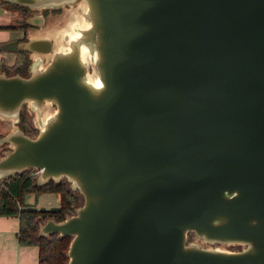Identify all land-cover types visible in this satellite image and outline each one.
Segmentation results:
<instances>
[{
	"label": "water",
	"instance_id": "obj_1",
	"mask_svg": "<svg viewBox=\"0 0 264 264\" xmlns=\"http://www.w3.org/2000/svg\"><path fill=\"white\" fill-rule=\"evenodd\" d=\"M83 1L62 42L0 44L33 58L29 74L0 70V115L17 120L0 179L34 167L83 194L40 223L71 235L67 264H264V0ZM26 101L54 106L35 135Z\"/></svg>",
	"mask_w": 264,
	"mask_h": 264
},
{
	"label": "trees",
	"instance_id": "obj_2",
	"mask_svg": "<svg viewBox=\"0 0 264 264\" xmlns=\"http://www.w3.org/2000/svg\"><path fill=\"white\" fill-rule=\"evenodd\" d=\"M1 3L6 6L17 5L6 0L0 1ZM28 24L30 23L8 25L23 26L26 30ZM30 64L29 50L18 48L15 62L7 64L2 61L0 70H6L7 73L29 74ZM24 112L20 113L19 124L26 132L35 135L38 129ZM36 170L34 167H28L0 179V214H14L19 217L18 238L20 242L36 243L39 246V264H67L69 258L67 249L71 235H62L57 231L43 234L39 231L40 223L49 216L62 219L74 212L75 207L83 201V194L78 188H74L66 177L60 180L50 178L40 182ZM44 191H55L60 194L59 209L43 210L39 208L40 206L26 201L27 193L40 194Z\"/></svg>",
	"mask_w": 264,
	"mask_h": 264
},
{
	"label": "crops",
	"instance_id": "obj_3",
	"mask_svg": "<svg viewBox=\"0 0 264 264\" xmlns=\"http://www.w3.org/2000/svg\"><path fill=\"white\" fill-rule=\"evenodd\" d=\"M4 11L0 15V44L18 37L23 30L21 26L8 25L17 24V14L6 7ZM43 35H46L44 29L41 30L37 26L29 27L28 36ZM16 58L17 50H11L4 46L0 47V64L2 61L13 64ZM27 196L32 197L33 200L36 199L34 204L38 206L41 204H59L60 202V194L55 191H44L40 194L29 192ZM19 223L20 220L17 215L0 214V264H39V246L36 243L20 242L17 235Z\"/></svg>",
	"mask_w": 264,
	"mask_h": 264
},
{
	"label": "rangeland",
	"instance_id": "obj_4",
	"mask_svg": "<svg viewBox=\"0 0 264 264\" xmlns=\"http://www.w3.org/2000/svg\"><path fill=\"white\" fill-rule=\"evenodd\" d=\"M3 1V0H0ZM5 4H0V15L3 14L5 11ZM61 8V11L59 13H53L50 12L46 18H42L43 26L42 28L46 31V34L54 40V42L60 43L62 42V36L64 33V28L67 25V22L72 20L75 15H83V8H84V1L83 0H69L62 3H54L49 4L48 8ZM44 6H39L34 12V15H37L40 13V15H43L41 12L44 9ZM39 11V12H36ZM12 12L15 14V12L12 10ZM66 12V13H65ZM52 13V14H51ZM6 15V14H4ZM32 15V16H34ZM44 16V15H43ZM11 20V19H10ZM17 24H19L17 22ZM52 25V26H51ZM48 26V27H47ZM63 27V29H62ZM56 32V34H55ZM58 34V35H57ZM43 57V61L46 62L48 58L50 57V53H43L40 54ZM31 57V56H30ZM34 57V56H33ZM33 60V58L31 57ZM53 107L50 103H48L42 111H40L37 107H35L31 101H26L20 112H24L33 123L40 124V121L43 119V117L49 113L51 110H53ZM17 123L16 117H10L5 115H0V134L6 133L11 127L14 126V124ZM34 126V125H33ZM38 129V128H37ZM9 146L7 142L0 143V153H3L4 150ZM28 195V193H27ZM26 195V200L29 203H36V199L33 200L32 197ZM188 240L198 241L200 244L208 247H220L224 249H239L243 247L242 242L238 241H208L202 238L197 237L193 231H190L188 234Z\"/></svg>",
	"mask_w": 264,
	"mask_h": 264
},
{
	"label": "flooded vegetation",
	"instance_id": "obj_5",
	"mask_svg": "<svg viewBox=\"0 0 264 264\" xmlns=\"http://www.w3.org/2000/svg\"><path fill=\"white\" fill-rule=\"evenodd\" d=\"M16 3L17 5H13V6H8L6 8L10 9V10H13L15 12V14H17L16 16V21L19 23V24H24L25 22H29L28 18L30 19L32 17V19H41L42 15L37 14V15H34V12L35 10L37 9V7H30L28 5H25V4H22V3H18V2H14ZM45 8L42 10V14L44 15L43 18H46V16L50 13V12H53V13H59L61 11V8L57 7V8H52V9H49L48 6H44ZM36 12H39V11H36ZM52 14V13H51ZM34 15V16H32ZM30 23V22H29ZM30 26H37V27H40V25L38 24H35V25H31L28 24V27L27 29L25 30V27L21 26V28L23 29L22 30V33L16 37L18 38V40H25L28 36V31H29V27ZM47 35V34H46ZM53 40V39H52ZM30 51V50H29ZM32 61V59H31Z\"/></svg>",
	"mask_w": 264,
	"mask_h": 264
},
{
	"label": "bare ground",
	"instance_id": "obj_6",
	"mask_svg": "<svg viewBox=\"0 0 264 264\" xmlns=\"http://www.w3.org/2000/svg\"><path fill=\"white\" fill-rule=\"evenodd\" d=\"M65 13H66V12H65ZM73 21H78V22H80V23H85V20H84V18H82L81 15H75L74 18H73L72 20H70V21L67 22V25H66L65 28H64V31H65V32H67V31H71V24H72ZM51 26H52V25H51ZM47 27H48V26H47ZM62 29H63V27H62ZM55 34H56V32H55ZM57 35H58V34H57Z\"/></svg>",
	"mask_w": 264,
	"mask_h": 264
},
{
	"label": "built area",
	"instance_id": "obj_7",
	"mask_svg": "<svg viewBox=\"0 0 264 264\" xmlns=\"http://www.w3.org/2000/svg\"><path fill=\"white\" fill-rule=\"evenodd\" d=\"M36 171L38 172L39 170L37 169Z\"/></svg>",
	"mask_w": 264,
	"mask_h": 264
}]
</instances>
